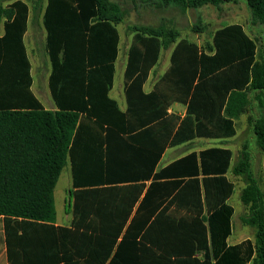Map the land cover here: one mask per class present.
Returning a JSON list of instances; mask_svg holds the SVG:
<instances>
[{
	"label": "trees",
	"instance_id": "1",
	"mask_svg": "<svg viewBox=\"0 0 264 264\" xmlns=\"http://www.w3.org/2000/svg\"><path fill=\"white\" fill-rule=\"evenodd\" d=\"M163 1L197 8L238 0ZM244 1L264 24V0ZM9 7L12 20L0 38V216L8 264H264V190L246 156L231 172L247 174L242 221L252 227L254 241L237 245L227 244L234 189L226 176L228 149L192 152L155 172L168 146L234 136L231 118L245 111L251 96L261 111L252 132L264 153V51L256 41L237 24L216 31L208 49L213 54L182 40L155 91L145 94L160 48L176 33L136 29L122 112L108 97L119 42L113 5L47 0L50 89L58 108L52 111L29 90L21 41L28 6L16 0ZM165 100L186 103L185 117L168 114ZM82 115L105 150L75 143ZM68 157L78 189L71 192L72 226L64 228L54 225L53 191Z\"/></svg>",
	"mask_w": 264,
	"mask_h": 264
},
{
	"label": "rangeland",
	"instance_id": "2",
	"mask_svg": "<svg viewBox=\"0 0 264 264\" xmlns=\"http://www.w3.org/2000/svg\"><path fill=\"white\" fill-rule=\"evenodd\" d=\"M15 0H1L0 2V21L7 18L11 13L9 6ZM27 4L31 9L32 20L30 21V33L27 37V44L30 50L31 59L35 64L40 66L39 72L43 71L44 62H47V53L45 50L44 39L40 34L43 29L41 22V14L43 9L47 6V0H21ZM114 10L115 19L114 26L117 29L120 38V52L116 63V76L114 81L115 89L122 86V60L125 57V51L130 41L133 39L136 31L141 27H157L163 28L166 33L174 31L176 38L167 47V50L162 51L161 59L157 69L161 67V63L165 61V55L173 49L175 44L180 41H186L194 44L197 48L209 52L211 46L210 40L217 30L222 26L229 24L241 25L246 33L256 41L258 49L264 51V24L255 20L251 9L247 6L244 0H238L236 3H223L219 5L206 4L197 8L189 7L185 2H168L163 0H108ZM137 29V30H136ZM44 30V29H43ZM163 43L166 42V37L160 39ZM169 56V55H168ZM167 56V61H168ZM164 59V60H163ZM36 60L38 62H36ZM154 76V75H153ZM156 76V73H155ZM45 79L43 80V86ZM46 91V93H45ZM45 94V95H44ZM41 101L45 107L53 106V101L49 94V90L43 88ZM183 110L178 108L175 112L180 113ZM244 114V113H243ZM246 116L239 117L237 124L236 137L219 143L213 142L217 145H225L230 147L235 155L233 158V167L237 166L240 161H243L244 156L247 157L249 164V173L254 180L261 185L260 174V152L256 140L252 139V129L247 127ZM209 142H194L189 145L191 149H198V147H206ZM188 150L187 147L180 150L177 155H181ZM244 155V156H243ZM169 155L162 159L161 164H165ZM232 167V168H233ZM230 182L235 185L236 190L230 199V204L236 209L237 215L233 218V222L238 224L240 218H245L240 214L241 204L246 207L240 200L242 190L247 184V174L234 175L232 172L229 175ZM70 169L68 166L64 167L60 178L55 188L56 198V212L58 218L65 217L70 214V210L66 207L69 201L68 187L70 186ZM239 190H241L239 194ZM241 202V203H240ZM247 208V207H246ZM248 213V212H247ZM68 214V215H69ZM247 215V214H245ZM235 226V225H234ZM252 264V263H250Z\"/></svg>",
	"mask_w": 264,
	"mask_h": 264
},
{
	"label": "crops",
	"instance_id": "3",
	"mask_svg": "<svg viewBox=\"0 0 264 264\" xmlns=\"http://www.w3.org/2000/svg\"><path fill=\"white\" fill-rule=\"evenodd\" d=\"M9 9H10V7H9ZM10 10H12V9H10ZM45 10H46V7L43 9V12L41 14V22L43 24V29L44 30L42 29L40 31V34L41 35L43 34L42 37L44 39L45 50H46V53H47V62L46 61L44 62L43 71H41V72L38 71L40 66L36 65L35 61L31 59L30 50H29L28 44H27V37L29 36V33L31 31V29H30V21L33 19L32 16H31V9L29 7L27 8L25 30H24V32L22 34L21 41H22V44H23V46L25 48L27 60H28V63H29V77H30V80H31L29 90H30L31 94L36 98V100L41 104V106L44 109L55 111V110H58V108H57V105H56L55 101L53 100L52 92H51V89H50V77H51V74H52V63H51V60H50V57H49V54H48V51H47V30H46V27H45V24H44ZM11 20H12V18L8 19V18L4 17L0 21V38H4V36L6 35V23L8 21H11ZM229 25H232V24H229ZM225 26H227V25H225ZM225 26H222V27H225ZM243 30H244V28H243ZM244 32L246 33L245 30H244ZM248 37L250 39H252V37H250L249 35H248ZM212 39H213V37L210 40V44L211 45H212ZM252 40H254V39H252ZM177 44H175L173 49L169 52V54H168L169 56L167 54L165 55V61H163L160 64L161 67H159L157 69L156 67L159 65V63H160L159 61H160V59L162 57V55H161L162 51L167 50L166 48H163V47L160 48V52H159L157 61H156L155 65L150 69V71L148 73V76H147V79L144 82L143 87H142V90H143V92L145 94H150L151 92L155 91L156 84L158 83V81L164 76V74L170 68L171 63H172V54H173ZM131 45H132V40L130 41L129 45L126 48L125 57H124V60H122V64H121L122 65V68H121L122 70H121L120 75L122 76L121 77L122 80H120V81H122V86L119 85V87L115 89L114 81H115V76H116V63L118 61L119 52H120V38H119V42H118V46H117V56H116V59L114 61V75H113V79H112V86H111V88H110V90L108 92V97L116 102V105H117L118 109L120 111H122V112H125L127 110V107H128L126 96H125L124 73H125V69H126V65H127L128 51H129ZM198 49L200 51L206 52L205 50H202L200 48H198ZM210 54H213V51ZM167 56H168V61H167ZM36 62H38V61L36 60ZM155 73H156V76H155ZM44 79H45V85L43 86V80ZM43 88H46V89L49 90V94L51 96V100L53 101V106H49L48 108L45 107V105L42 103L41 98H40L41 97L40 94H42ZM45 93H46V91H45ZM164 102L168 105L167 106V113L168 114H172L174 116H177L180 119L185 117V115H186V103H182L180 101L167 102L166 100ZM178 108L182 109L183 111L180 112V113L175 112V109H178ZM260 112L261 111L259 110V107H258L257 103L255 102V100L251 96L250 104L247 106V108L243 112L244 114L241 113L238 117H236V118L232 117L231 118L232 122H233L234 129H235L234 136L229 137V138H223V139L194 138V139H192L190 141L184 142V143L179 144V145L168 146V147H166L164 149V151H163V153H162V155L160 157V160L157 163V166L155 168V172L160 171L162 168H164L165 166L169 165L170 163H172V162H174V161H176V160H178V159H180V158H182V157H184V156H186V155H188V154H190L192 152L199 153L200 151L205 150V149H209V148H225V149H228L231 152V154H232L230 167H229V169L227 171V174H226L228 180H230L229 175H230V173L232 171L233 158H234L235 153L230 147L222 145V144H220V145L216 144L215 145V144H213V142L217 141L219 143H222V142L228 141V140L236 137V135H237V124H238V121H239L238 119H239V117L241 118L242 115H247L246 116L247 127L252 129V124H253V122L256 119H258V117L261 114ZM76 131L77 132H76V136H75V143L80 142L81 144H84V143H89L91 145L95 144L96 148L98 150H101V151L105 150V146H103V145L100 146V145L96 144L95 140H93L92 122L89 119L86 118V115H82L81 116L80 121H79V123L77 125V130ZM252 139H253V141L255 143L256 139H255V136H254L253 132H252ZM194 142H202V143L209 142L211 144H209L206 147L205 146L204 147L203 146L202 147H198V149L189 148L190 147L189 145L193 144ZM185 147H187L188 150L185 153L181 154V155H177L180 152V150H182ZM80 148H81L80 146L78 147V146L75 145V152L79 151ZM167 155H169V158L166 161V163L162 165L161 161ZM77 158L78 159H83L82 157H77ZM66 166H68L69 169H70V177H71L70 186L68 187V190H67L68 191V196H69V201L67 202V205H66V207L70 210V214L68 212L69 215L66 214L65 217H61V219H60V218H58L57 212H56L55 188H56L57 182H58V180L60 178V175L62 173V171H61V173H60V175L58 177V180L56 182L54 191H53L54 210H55L54 225L58 226V227L71 228L72 222H73V219H74L73 208H72L73 198L71 196V192L77 190L78 188L74 187V172H73V168H72V163H71L70 157L67 158V161H66V164H65L64 167H66ZM64 167H63V169H64ZM259 170H260L261 180H262V190H264V153H262V155L260 157V168H259ZM147 185H148V183H147ZM235 190H236V187L234 185V189H233L231 197L233 196ZM240 192H241V190H239V194H240ZM231 197L228 199L227 203L233 208V215H232V218H231L232 231H231L230 236L227 238V244L228 245H237V244H240V243H242V242H244L246 240H249V241L253 242L254 241V231H253L252 227H250L249 225L244 224L243 221H242V218H240V221H239L238 224H235L233 222V218L235 217V215H237V211L229 202ZM238 211L240 213L238 215H241L243 217H245L246 216L245 214H247V212H248L247 208L244 207L242 204L240 206V209H238ZM4 228H5L4 227V220H3V217L0 216V264H8L7 245H6V236H5V229Z\"/></svg>",
	"mask_w": 264,
	"mask_h": 264
}]
</instances>
